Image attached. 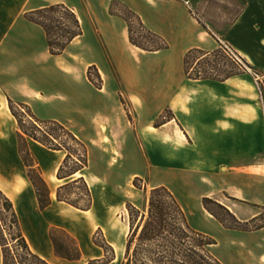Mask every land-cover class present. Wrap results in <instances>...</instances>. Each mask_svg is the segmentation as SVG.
<instances>
[{"label":"crops","instance_id":"obj_1","mask_svg":"<svg viewBox=\"0 0 264 264\" xmlns=\"http://www.w3.org/2000/svg\"><path fill=\"white\" fill-rule=\"evenodd\" d=\"M114 3L134 12L168 48L148 52L133 45ZM52 5L73 10L83 30L59 56L50 53L43 27L25 17ZM223 44L259 73L264 87V0H0V190L35 253L50 264L76 263L55 255L50 230L59 228L77 240L80 261L100 260L94 234L108 228L115 239L105 238L117 262L125 229L107 225L113 206L105 199L127 176H149L184 209L193 202L191 215L199 222L186 212L188 219L217 241L215 256L223 264H264V228L227 229L202 204L205 197L216 198L242 222L264 212L260 83L249 73L218 81L190 79L185 71L191 50L214 52ZM9 98L41 120L64 123L89 149L88 167L61 179L67 153L28 139L51 192L45 210L19 153ZM167 110L172 119L158 122ZM140 161L146 173L130 169ZM80 178L93 197L88 211L57 198L61 187Z\"/></svg>","mask_w":264,"mask_h":264},{"label":"trees","instance_id":"obj_2","mask_svg":"<svg viewBox=\"0 0 264 264\" xmlns=\"http://www.w3.org/2000/svg\"><path fill=\"white\" fill-rule=\"evenodd\" d=\"M117 8H121L120 15L127 21L130 40L133 45L148 52L168 48V44L160 36L145 28L140 17L134 12L114 3L113 10ZM25 17L43 27L47 34L50 53L55 56L62 55L67 47L83 34L77 15L65 5L47 6L28 12ZM137 31L138 33L143 32V39L147 41L148 45L135 38L134 35ZM222 53L235 64L237 71L224 74L214 68L209 71H202L189 67L191 59L196 55H198V62L204 61L206 64H210L212 56L216 57ZM184 63L187 76L195 80L225 81L243 73L247 67L253 68L228 45H222L214 52H205L200 49L191 50L186 55ZM89 78L94 82L90 71ZM9 106L18 122L19 153L27 167V176L36 190L39 207L41 210H45L53 202L51 192L36 159L29 149L28 139L37 141L50 150L67 153L58 172V177L61 179L70 178L88 167L89 149L86 143L64 123L58 120H41L33 114L29 106L16 103L10 98ZM15 106L20 110L24 109L25 115H19ZM162 117L165 119L166 116L163 115ZM26 119H29L31 123L30 129L26 127ZM62 137H67L69 141L63 142ZM74 196L77 197L74 199ZM0 197L4 202L5 210L10 214V227L15 230L13 238L16 241V246L10 247L8 243H5L0 232L3 264H50L32 250L22 232L13 203L1 190ZM57 198L59 201L67 202L83 211H88L93 207L91 191L83 178L76 179L61 187L58 190ZM202 203L204 208L227 229L250 231V223L256 221H261V223L255 230L264 228V213L249 222H242L228 208L212 198L205 197ZM211 205H216L231 221L211 208ZM132 209L135 212L131 211L130 213V231L121 264H223L211 252V247L215 246L217 241L210 235L192 227L185 209L175 194L167 187L160 186L151 190L146 213L141 214L136 208ZM138 216L140 219L138 223H135ZM99 233L102 236V242L97 243L94 238V243L103 249L106 247L112 252V257L105 263L110 264L116 259L115 250L107 242L103 232L99 231ZM50 238L57 257L71 262L82 259V252L77 240L67 231L52 228ZM67 242L71 243L72 246H67Z\"/></svg>","mask_w":264,"mask_h":264},{"label":"rangeland","instance_id":"obj_3","mask_svg":"<svg viewBox=\"0 0 264 264\" xmlns=\"http://www.w3.org/2000/svg\"><path fill=\"white\" fill-rule=\"evenodd\" d=\"M134 36H135V38L139 39L140 41L145 42V44L148 45L147 41L143 39V32L138 33V31H137V33H135ZM223 45H225V44H223ZM197 57H198V55L194 56L191 59L190 66H189L195 70H202V71L208 70L209 71L210 69L214 68V69H216V70H218L224 74L237 71L235 64L230 59H228V57L225 56L223 53L217 55L216 57L212 56L210 59V62H211L210 64H206L204 61L198 62ZM90 73H91L92 78L95 81V83L97 85H101V81L97 78L96 72L90 70ZM243 73H249L253 77L255 82H257V81L259 83L261 82L259 73L257 71H255L254 68L251 69V68L247 67V68H245V71H243ZM257 87H258L259 95H260V103H261V105H263V108H264V87L261 83L259 85H257ZM15 108H17V107L15 106ZM16 110L19 113V115H21V116L25 115L26 111L24 109L20 110L17 108ZM164 115L166 116L165 119L163 117H161L158 120V122L165 121L166 118L172 117L171 112L168 110L165 111ZM26 122H27L26 127L28 129H30L31 123H30L29 119H26ZM62 141L67 142L69 140L67 137H62ZM133 164H134V166H131L130 169H133V167H134L135 170H137V171L139 170L142 173L147 172V170L145 168V162L140 161V162L132 163V165ZM137 178L130 179L127 176L125 178V180L122 182V184H120V186H117L118 187L117 192L116 191L113 192V194L109 195V198L105 199V201H107V203H110L113 206V209H111V211H109V210L107 211V216H106L105 222L107 223L108 226H111V227L113 226L116 228L125 229V231L123 233L121 232V236L119 237L120 247H121V249L118 250L119 259L117 262H114L111 264H121V262L124 258V254H125L124 250L126 248L125 241H127V237L129 235V231H130V219H131L130 213H131V211H134V209H132V208H136L137 210H139L141 212V214L146 213L147 207H148V198L150 196L151 190L155 187H160V186L167 187L166 185H159L156 182L151 181L149 176L137 177ZM161 179L164 180V178H162V177H161ZM77 192L80 193V191H77ZM76 197L74 196L73 198L75 199ZM220 198L225 200V201L229 200L228 196L225 197V196L221 195ZM212 199L217 201L216 198H212ZM192 203L193 202H188L189 206L187 205V208L185 209L186 212L190 213V215H191V211L193 210V204ZM3 204H4V202L0 197V232L5 239V243H8L10 247L14 248L16 246V241L13 238V236L15 235V230H13L10 227L11 226L10 214H9V212H7L5 210V207ZM211 208H213L214 210L219 212L221 215H223L225 218H227L229 221H231L230 218L227 217L225 215V213L222 212L216 205H211ZM191 217H192V215H191ZM139 219H140V216H138L135 219V223H138ZM191 219L195 220V221L198 220V219L193 218V217ZM198 222H199V220H198ZM260 223H261V221L251 222L249 225L250 231H255L256 227ZM103 235L110 242H112V240L115 239L114 234L112 232H110L108 228L104 229ZM81 236H84V234L82 233ZM94 238L96 239L97 243L102 242V236L98 231L95 232ZM123 243H125V246ZM66 245L72 246L71 243H69V242H67ZM91 247L95 248L93 245H91ZM98 252L101 256L99 261H97L96 259L85 258L84 260H82L80 262H76L74 264H105L112 257V252L106 247H105V249H103V248L98 249ZM211 252L215 255V247L214 246L211 247ZM115 255H116V253H115Z\"/></svg>","mask_w":264,"mask_h":264},{"label":"built area","instance_id":"obj_4","mask_svg":"<svg viewBox=\"0 0 264 264\" xmlns=\"http://www.w3.org/2000/svg\"><path fill=\"white\" fill-rule=\"evenodd\" d=\"M227 47V46H226Z\"/></svg>","mask_w":264,"mask_h":264}]
</instances>
